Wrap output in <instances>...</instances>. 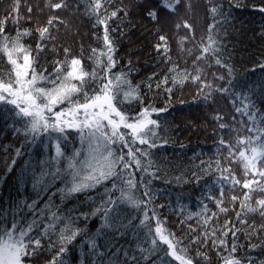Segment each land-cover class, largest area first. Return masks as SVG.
Listing matches in <instances>:
<instances>
[{
    "label": "snow or ice",
    "instance_id": "6c2138e0",
    "mask_svg": "<svg viewBox=\"0 0 264 264\" xmlns=\"http://www.w3.org/2000/svg\"><path fill=\"white\" fill-rule=\"evenodd\" d=\"M21 7L13 0L0 14V131L23 141L0 146L7 157L0 186L15 188L0 193L7 205L0 264H264V25L253 37L260 55L242 57L240 68L218 38L236 19L232 10L247 4L26 0ZM253 7L264 14V0ZM85 27L96 47L81 43L77 51L73 41ZM136 32L144 47H132ZM144 56L150 60L141 63ZM244 60L256 66L247 76ZM174 89L193 97L195 117L161 120ZM186 131L211 132L215 152L207 160L193 152L173 181L161 148ZM156 181L198 188L200 210L188 211L183 193L175 204L158 203ZM54 186L61 204L72 198L77 206L61 209L52 192L41 208V191Z\"/></svg>",
    "mask_w": 264,
    "mask_h": 264
},
{
    "label": "trees",
    "instance_id": "16d2710c",
    "mask_svg": "<svg viewBox=\"0 0 264 264\" xmlns=\"http://www.w3.org/2000/svg\"><path fill=\"white\" fill-rule=\"evenodd\" d=\"M13 0H0V14H3L5 9L9 7L12 4ZM21 2V11H23V4L26 2V0H20ZM206 2V0H205ZM244 3L247 4V7H242L240 9H233L232 10V17H235L236 19L233 20L231 17L229 18L227 24L224 25V31L220 33V36L218 37L220 42L226 46V51L233 52L234 55V63H236V67L240 68V62L242 57L247 56H259V48L260 44L259 42L254 39L253 37L258 34L259 29L261 25H264V14H261L256 10V8L253 7V4L259 6L260 0H243ZM225 7L227 8V0H224ZM222 19V18H221ZM211 23L212 21L209 19L208 21ZM80 21L77 20L73 26L72 31L75 32L76 24H79ZM228 24L234 25V27H228ZM203 26L198 25L195 36L196 41L199 42V38L201 35V32L203 31ZM255 30V31H253ZM63 31V30H62ZM82 33V37L76 38L75 41H73V47L79 51L81 43H83L84 47L87 48L89 45L92 47H96V43L94 38H92L90 35H84V33L88 32V29L81 28L80 29ZM228 33H235L234 35H228L225 36L224 32ZM131 39L135 42L132 47L133 48H140L144 47L147 44V40L141 33L136 32L132 34ZM205 42H207V37H205ZM125 44H127V38H125L124 41ZM233 45H235V50L233 49ZM187 47L191 48L192 45L188 44ZM125 49H121V52H123ZM198 54V53H197ZM175 58V57H174ZM136 57H133V60H135ZM144 60H150V57L144 56V58L140 61L141 63L144 62ZM189 65H191L192 61L191 59L188 60ZM243 63L247 64V68L243 69L242 72L245 76L248 75L250 70L252 68H255L256 66L253 64L248 63L247 60H244ZM212 71H215V68L213 67ZM261 73L259 69H256V75L254 78L258 79L260 77ZM175 91V95L172 96V103L169 105L168 113H162L161 114V120L167 119L168 121H173V118H179L181 116L189 115L191 117H195L198 113V109L196 108V104L193 102V97L189 95L188 93H181L179 91ZM155 94V89L153 92V95ZM185 99L187 103L181 104L180 99ZM165 94L161 92L160 94V103L158 106L163 107L165 103ZM240 118V117H238ZM175 127V123L172 125ZM180 127H183V125H180ZM177 135L176 133L168 132V133H161V136L164 135ZM179 142H182L185 145V148L180 147L179 142H170L167 145H164L161 148L160 154L167 157L169 160L173 161V164L168 165L170 175L169 179L174 181V177L180 175L179 171H176V165L182 164L184 167L190 166L188 164V160L190 157H192L193 152L200 154L202 159H209V157H212L215 152V147L213 144V140L211 139V132L208 133H198L193 134L190 132H183L179 133ZM4 131H0V146H7L12 145L13 147H18L19 143H23V141H20L19 143H14L13 135L7 134ZM79 145L77 144V147ZM71 148V146H69ZM29 152L32 151V149H28ZM53 153H54V147H53ZM14 155V152H13ZM6 154L3 152L2 148H0V168L3 167V161L6 159ZM24 161L29 160V156L26 154L23 157ZM36 158L32 157V163L35 164ZM19 163V161H18ZM195 163H199V160H196ZM19 174V169H17V175ZM3 173L0 172V178H2ZM14 180V178H13ZM57 186L63 187V185L59 182H55ZM203 183V181H201ZM156 188L160 190V192L163 194L162 196H158L157 200L158 203H172L175 204L177 198L183 193V198L181 200V203L186 205V208L188 211H199V207L197 206V199L199 197V189L194 188L192 185H179L175 182L171 184H165L163 181H156ZM43 187L42 185L37 187V191L40 190V188ZM24 190V186L21 185V191ZM9 191H12L13 194L15 192L13 181H9L8 184H3L0 186V193H2L5 197L8 195ZM27 191L29 194L35 198V193L32 191L31 184L27 186ZM52 192H57L56 187H52L50 191L44 192L41 191V199H40V207L43 208L45 203L47 202V199L49 196H51ZM95 195V193H93ZM81 199L83 197L81 196ZM53 203L57 206H59L61 209L63 208H72L74 206H77L78 201L68 198L64 204H61L60 200V193L57 192L56 196L53 197ZM0 206L7 207L5 202L3 200H0ZM78 214V213H77ZM31 219V216L28 217ZM100 226L99 221L90 222L89 227L91 228L92 232L94 233L96 229Z\"/></svg>",
    "mask_w": 264,
    "mask_h": 264
}]
</instances>
